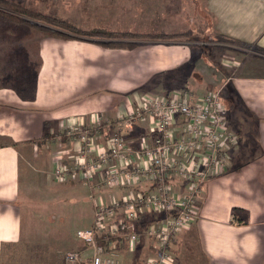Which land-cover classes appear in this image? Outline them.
I'll use <instances>...</instances> for the list:
<instances>
[{
	"label": "crops",
	"instance_id": "1",
	"mask_svg": "<svg viewBox=\"0 0 264 264\" xmlns=\"http://www.w3.org/2000/svg\"><path fill=\"white\" fill-rule=\"evenodd\" d=\"M173 2L134 0V6L143 4L134 30L120 22L119 10L112 22L105 18L112 17L111 7L123 6L124 17L130 19V10L125 9L128 0H100L102 20L93 18L83 26L132 32L146 27L138 33H149L160 28L156 26L159 14H173ZM201 3V15L214 32L249 47L218 51L227 72L208 82L202 92L219 90L223 95L231 109L229 128L237 139L224 146L225 168L211 172L193 195L195 219L179 234L193 229L204 264H264V55L255 49L264 48V0ZM180 29L184 27L161 30ZM192 48L186 41L154 38H143L131 48L53 36L0 42V264H4V248L22 240L21 207L28 203L29 190L58 186L51 193L47 190V198L54 199L65 188L88 189L95 204L149 189L146 179L110 189L99 186L107 172L118 166L111 160L102 162L91 179L70 174L57 178L53 168L57 163L71 166L81 158L95 157L94 152L83 151L86 145L78 137L66 135L70 128L95 127L90 144L98 150L119 130L132 148L149 143V117L128 129L118 126L120 119L135 111L149 92L167 94L185 87L191 95L197 88L184 85L193 73L189 69L193 61H199L197 68L212 77L204 55L208 48L197 55ZM213 83L219 88L211 89ZM173 186L179 189L178 184ZM37 213L30 210L29 214ZM146 240L148 255L151 246Z\"/></svg>",
	"mask_w": 264,
	"mask_h": 264
},
{
	"label": "built area",
	"instance_id": "2",
	"mask_svg": "<svg viewBox=\"0 0 264 264\" xmlns=\"http://www.w3.org/2000/svg\"><path fill=\"white\" fill-rule=\"evenodd\" d=\"M148 117L151 140L137 148L127 144L122 130L110 134L100 150L90 144L87 127L67 131L86 145L84 152H94L95 157L81 158L71 166L57 163L53 168L55 177L70 174L91 179L102 162L111 160L118 166L107 172L99 183L101 186L110 189L141 179L148 180L151 186L142 192L96 202L92 224L76 231L85 253H65L66 264H81L85 259L89 264H121L114 250L117 237L132 247L139 233L151 246L143 264H175L172 239L195 219L193 195L211 172L225 168L224 146L235 143L237 138L229 128L219 90H208L196 97L181 90L146 94L138 108L122 117L118 126L123 124L128 129L135 121ZM173 184H178L179 189L175 190ZM144 219L147 222L142 225ZM139 223L143 227L136 230ZM102 234L114 238L104 237L102 245L97 239Z\"/></svg>",
	"mask_w": 264,
	"mask_h": 264
},
{
	"label": "rangeland",
	"instance_id": "3",
	"mask_svg": "<svg viewBox=\"0 0 264 264\" xmlns=\"http://www.w3.org/2000/svg\"><path fill=\"white\" fill-rule=\"evenodd\" d=\"M33 7L39 8L41 10L58 13L65 17H70L77 24H88L87 22L91 19L100 18V0H26ZM111 1V0H110ZM129 5L125 9L130 10L131 18L127 19L124 17L125 14L123 6H114L110 9L109 16L105 17L106 20L115 19L118 17L116 14L119 13L120 22L126 23L131 29L137 28L139 25L135 20L143 9V4L137 3L136 6L133 5L134 0H128ZM139 1V0H137ZM160 1V0H158ZM173 9L176 11L172 13L162 12L157 17V27L161 29L170 30L173 28H180L181 25L185 30L192 29L194 34L188 38H172V40H182L189 43L192 48L193 54H198L197 52L202 51L204 48H208L205 51L206 60L210 62L211 72L213 76H209V72L203 73L201 69L197 68V63L199 61H193L189 63V69L193 72L188 76L189 89L193 90L192 94L201 95L205 88H207V83L211 82L212 79L216 81V78L223 77L227 72V67L223 66L221 59L218 56V51H226L227 49L234 48H248L243 45L234 43H224L212 40V37L216 34L211 29L209 20L207 17H202V3L201 0H173ZM98 6V7H97ZM123 7V8H122ZM172 6H169L170 10ZM115 9V12H113ZM117 11V12H116ZM104 17V14H102ZM130 17V15H129ZM173 19H172V18ZM187 17V18H186ZM182 18V20H181ZM99 23V22H97ZM174 25H170L173 24ZM111 24V23H110ZM186 27V28H185ZM136 29L138 32L146 30ZM160 28H156L153 31H159ZM150 29V28H149ZM164 31V30H163ZM178 31V30H177ZM133 32V33H138ZM140 34V33H138ZM144 34V33H142ZM41 36L50 37V33L41 35L40 33L35 35L36 38ZM138 36V37H137ZM133 38H126L139 41L143 36L137 35ZM216 45H228V48H214L212 46ZM233 47V48H229ZM196 57H194V60ZM208 69V68H207ZM190 71V72H191ZM211 78V79H210ZM213 81V82H214ZM201 85H200V84ZM197 86V87H196ZM199 88V89H198ZM211 89L219 88V85H210ZM177 89L184 90L190 95L188 89L178 87ZM147 94L155 95L162 93L149 92ZM190 95V96H191ZM223 96V95H222ZM221 96V99L223 98ZM225 106L227 115L230 114L231 109L228 104L222 99ZM66 135L68 136L69 134ZM82 182V180H77V183ZM63 187L65 185H62ZM99 186H101L99 184ZM50 187V186H49ZM45 186L44 190L37 192L34 189L29 190L27 193L26 200L28 201L26 207L22 206V240L14 246L5 247L3 252L4 264H66L64 262V255L69 251H83L84 246L81 240L76 236V231L78 229L89 227L93 222V199L91 197L90 191L87 189L81 190L80 188H65L62 189L60 194L54 198H47V190L51 192L56 191L58 186H52L49 188ZM61 187V186H60ZM103 189V188H102ZM30 210L37 211V215L32 217ZM28 212V213H27ZM144 219L143 221H146ZM142 225L136 226V230L142 229ZM171 243V250L173 251L175 257V264H204V261L200 258V251L197 245L196 235L191 228L190 230L178 233ZM114 250L118 252L121 264H143L147 256V240L145 236L139 233V238L137 243L130 247L125 239L117 237ZM113 244V243H112ZM81 264H89V260L85 259Z\"/></svg>",
	"mask_w": 264,
	"mask_h": 264
},
{
	"label": "trees",
	"instance_id": "4",
	"mask_svg": "<svg viewBox=\"0 0 264 264\" xmlns=\"http://www.w3.org/2000/svg\"><path fill=\"white\" fill-rule=\"evenodd\" d=\"M195 31L188 28L167 33L163 30L152 31L149 33L138 34L128 30L108 28L103 25H92L85 27L77 24L73 19L62 16L58 13H50L39 8L33 7L26 0H0V42H15L31 38L40 33L61 39H79L107 47L131 48L137 41L126 39L128 37L140 35L154 39L188 38ZM138 37V36H137ZM212 40L224 43H234L249 47L247 43L233 39L229 36L216 33ZM214 48H228V45H216ZM233 48V47H229ZM256 51L264 55V48L256 47ZM239 51V49L234 48ZM89 135L95 127H87ZM147 221H143L144 225ZM104 237L112 240L114 237L109 234L97 236L99 244L105 245Z\"/></svg>",
	"mask_w": 264,
	"mask_h": 264
}]
</instances>
